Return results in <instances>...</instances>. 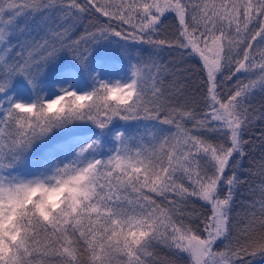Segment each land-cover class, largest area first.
Masks as SVG:
<instances>
[{
  "label": "snow or ice",
  "instance_id": "6c2138e0",
  "mask_svg": "<svg viewBox=\"0 0 264 264\" xmlns=\"http://www.w3.org/2000/svg\"><path fill=\"white\" fill-rule=\"evenodd\" d=\"M258 93L264 0H0V264L264 260Z\"/></svg>",
  "mask_w": 264,
  "mask_h": 264
},
{
  "label": "trees",
  "instance_id": "16d2710c",
  "mask_svg": "<svg viewBox=\"0 0 264 264\" xmlns=\"http://www.w3.org/2000/svg\"><path fill=\"white\" fill-rule=\"evenodd\" d=\"M87 24V21H85ZM83 31V28L80 29V32ZM175 32V21L172 20L171 17L167 21H165L164 27V37L171 38L172 34ZM80 33L78 32L77 35ZM144 48H148L147 45L143 46ZM147 57V53L144 54ZM159 62L167 65L168 71L166 72V82H172L174 79H180L183 81V76L180 72L177 71V66L175 63V57L169 55L167 50L161 52L159 57ZM194 63L193 61H189L188 65H181L182 68L188 67ZM198 80L197 76H193L192 79L186 81L187 89L185 93V98L188 102H197L199 103L200 97L199 94L195 93V88L197 87L196 81ZM264 103V94L258 93L253 100V105L256 108H260V105ZM264 121L257 120L254 128L251 129L250 133L246 137L250 140V144L248 146V156L243 161V179L247 180V183L243 184L239 190V193L236 196V204L234 206L233 215L243 213V205L242 201H251L259 195V192L256 191L254 193L249 192L250 188H257L261 184V180L264 179L258 174L257 165L264 157ZM252 173H257L253 175ZM199 207V205H197ZM235 235L236 231L233 232L232 244H235ZM227 243V242H226ZM217 250L223 251L225 250L224 244L217 245ZM159 255L161 257H166L167 253L163 249H157ZM246 261H250L251 264H264V260H262L259 256L257 257H245ZM236 264H239L237 261Z\"/></svg>",
  "mask_w": 264,
  "mask_h": 264
},
{
  "label": "rangeland",
  "instance_id": "374dc122",
  "mask_svg": "<svg viewBox=\"0 0 264 264\" xmlns=\"http://www.w3.org/2000/svg\"><path fill=\"white\" fill-rule=\"evenodd\" d=\"M259 47V46H258ZM123 123V122H122Z\"/></svg>",
  "mask_w": 264,
  "mask_h": 264
}]
</instances>
